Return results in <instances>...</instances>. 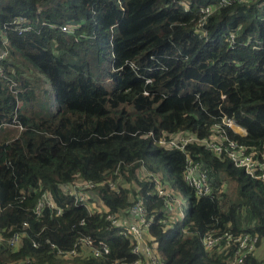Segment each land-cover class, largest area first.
Masks as SVG:
<instances>
[{"label": "trees", "instance_id": "trees-1", "mask_svg": "<svg viewBox=\"0 0 264 264\" xmlns=\"http://www.w3.org/2000/svg\"><path fill=\"white\" fill-rule=\"evenodd\" d=\"M220 2L0 0V49L8 37L6 71L17 82L12 88L0 80V130L5 124L21 128L15 137L0 136V264L135 259L129 240L106 228L104 214H90L63 191L78 178L102 182L113 176L120 191L103 183L95 193L110 211L126 210L144 197L153 218L150 232L165 264H229L217 249L206 250L202 239L211 230L257 233L260 243L264 240L262 180L227 156L191 143L188 151L208 167L213 188L212 196L198 197L183 177L186 154L156 143L179 132L208 137L225 113L247 131L241 135L227 128L231 138L264 149V0H232L217 7L203 26L206 41L200 36L201 9ZM17 16L27 17L35 29L14 31L10 23ZM65 24H78L77 33L84 36L75 41L55 26ZM230 32L236 33L233 49ZM104 65L108 73L100 82ZM36 73L52 85L55 103L49 111L42 87L37 97ZM106 101L132 104L138 112L109 108ZM148 132L153 136H142ZM142 162L154 173H168L187 196L185 219L163 220L169 217L151 182L140 176ZM227 180L235 184L225 190ZM44 191L62 207L61 214L45 205L36 215ZM15 234L21 235L17 247L10 243ZM82 234L106 240L110 254L69 260L58 254ZM243 264H264V254L248 255Z\"/></svg>", "mask_w": 264, "mask_h": 264}, {"label": "built area", "instance_id": "built-area-1", "mask_svg": "<svg viewBox=\"0 0 264 264\" xmlns=\"http://www.w3.org/2000/svg\"><path fill=\"white\" fill-rule=\"evenodd\" d=\"M183 3H185V9L189 10V3ZM231 3L232 0H221L219 4L201 9L203 15L199 19V26L201 25L202 27L200 36L205 37L206 41L208 40V31L203 28L206 24V18L209 14L213 13L217 7ZM41 24L47 25L46 22H42ZM10 25L13 26V30L19 34L35 29L31 21L25 16H17L11 21ZM55 26L73 35L75 41H78L84 36L77 33L78 24ZM227 40L229 42V47L231 49L235 48L237 45L236 33L230 32L227 35ZM2 44L3 48L0 49V80L8 81L13 88L17 82L9 76L5 65L9 57L8 46L10 40L8 37L3 38ZM128 64L137 71L138 67L134 62L128 61ZM148 81H150V79ZM144 93L146 95L149 94L148 91ZM222 98H225V96L222 95ZM219 119V121H216L212 125L211 133L208 137L200 138L195 133L179 132L169 136L164 135L156 140V143L160 146L169 149L177 148L186 154V167L183 172V177L186 183L195 189V193L198 197L212 196L213 188L209 180L208 167L188 151V145L191 143L201 145L217 156H227L235 166L243 168L250 176L264 182V149L258 151L255 148H250L228 135L227 128L241 134L240 131L236 130V127H239V125L233 117L223 113ZM142 136L147 137L153 135L151 132H148ZM139 171L141 178L150 181L153 185L152 194L163 202V211L166 212L169 217L163 220L170 222L174 219H185L186 211L183 210L182 202L175 190L170 186V183L159 173L150 171L144 162H142V168ZM115 174H118V169ZM103 183L108 184L111 189L120 191V187L113 179L112 175L102 182L78 178L74 182L64 185L63 191L71 195L77 205L87 207L90 214H104L107 223L106 228L116 229L119 235L129 240L131 251L135 255V259L132 262L117 260L113 264H165L158 250V243L150 232V227L153 225V218L149 217L150 211L144 197L139 196L127 210L110 211V208L102 202L99 195L95 194L99 191V186ZM45 205L57 208V214L63 212L62 207L58 206L52 194L48 191L43 192L42 197L36 204L34 208L36 215L40 216L42 214ZM84 223L85 221L83 219L79 224L83 225ZM25 225L28 226V223H25ZM2 239L3 237L0 235V241ZM202 240L207 251L217 249L219 254H222L229 264H243L248 255L260 256L258 253V250L260 251V236L257 233H234L232 231L219 233L211 230L205 233ZM20 241V234H15L10 239V243L16 247ZM34 246L38 247L39 243L35 242ZM51 246L52 248L56 247L54 243H52ZM110 251V245L106 240L96 238L92 234H82L78 237L70 250L59 249L58 254L68 260L75 257L86 258L88 255L97 258H105L110 254ZM23 264H30V260H26ZM66 264L72 263L66 262Z\"/></svg>", "mask_w": 264, "mask_h": 264}, {"label": "rangeland", "instance_id": "rangeland-1", "mask_svg": "<svg viewBox=\"0 0 264 264\" xmlns=\"http://www.w3.org/2000/svg\"><path fill=\"white\" fill-rule=\"evenodd\" d=\"M249 1V0H246V2ZM106 64V63H105ZM107 65V64H106ZM104 65V69H103V74L101 75L102 78L100 80V82H104V77L107 76V73L106 72V68H108V66ZM35 77H37V84L41 85L38 89H37V97L39 96V91H41V87L43 88V93H44V96H45V99H44V109H46V111H49L50 110V107L55 103V94L53 92V88H52V85L51 83L43 76H39L37 73L35 74ZM36 97V98H37ZM39 103V102H38ZM106 105L109 107V108H112V109H116V110H121V109H126L129 113H137L138 110L132 105V104H112L110 102H107L106 101ZM20 127L18 125H15V124H5L2 126L1 130H0V136L1 137H15L17 136L19 133H20ZM243 133V131H240ZM140 173V171H139ZM160 175L165 178L166 181H168L170 183V185H172L177 194V196L180 198L181 202H182V208L183 210L187 211L188 208H189V204H188V198L187 196L178 188V187H175L172 183V179L170 177V175L166 172L161 173L159 172ZM233 181V180H232ZM234 182V181H233ZM233 182H231L230 180H227L224 182L223 184V188L226 190L227 187L231 186V188L234 187V184ZM233 196L235 198V194L233 193ZM258 253L261 255L264 254V250L262 249L261 251L258 250Z\"/></svg>", "mask_w": 264, "mask_h": 264}, {"label": "crops", "instance_id": "crops-1", "mask_svg": "<svg viewBox=\"0 0 264 264\" xmlns=\"http://www.w3.org/2000/svg\"><path fill=\"white\" fill-rule=\"evenodd\" d=\"M239 128L241 129V131H243V133L240 132L241 135H246V134H247V131H246L244 128H242V127H240V126H239ZM53 199H54V198H53ZM54 201H55V199H54ZM55 202H56V201H55ZM128 208H129V207H128ZM128 208H127V209H128ZM127 209H126V210H127ZM262 249L264 250V240H262L261 243H260V251H261Z\"/></svg>", "mask_w": 264, "mask_h": 264}, {"label": "bare ground", "instance_id": "bare-ground-1", "mask_svg": "<svg viewBox=\"0 0 264 264\" xmlns=\"http://www.w3.org/2000/svg\"><path fill=\"white\" fill-rule=\"evenodd\" d=\"M236 130H237V131H241V129H240L239 127H236Z\"/></svg>", "mask_w": 264, "mask_h": 264}]
</instances>
